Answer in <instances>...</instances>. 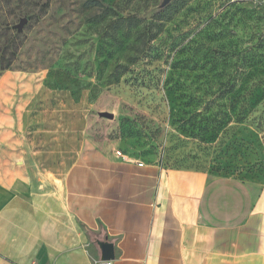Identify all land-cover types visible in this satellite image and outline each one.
Listing matches in <instances>:
<instances>
[{
  "label": "rangeland",
  "instance_id": "obj_1",
  "mask_svg": "<svg viewBox=\"0 0 264 264\" xmlns=\"http://www.w3.org/2000/svg\"><path fill=\"white\" fill-rule=\"evenodd\" d=\"M104 1L112 10L0 0V105L15 131L24 127L30 162L34 149L68 136L76 152L105 146L211 178L263 181L264 0ZM128 17L161 25L159 36L122 29Z\"/></svg>",
  "mask_w": 264,
  "mask_h": 264
},
{
  "label": "crops",
  "instance_id": "obj_2",
  "mask_svg": "<svg viewBox=\"0 0 264 264\" xmlns=\"http://www.w3.org/2000/svg\"><path fill=\"white\" fill-rule=\"evenodd\" d=\"M21 131L1 104L0 264H102L93 240L106 238L112 264H264V180L132 165L68 136L30 162Z\"/></svg>",
  "mask_w": 264,
  "mask_h": 264
},
{
  "label": "trees",
  "instance_id": "obj_3",
  "mask_svg": "<svg viewBox=\"0 0 264 264\" xmlns=\"http://www.w3.org/2000/svg\"><path fill=\"white\" fill-rule=\"evenodd\" d=\"M85 6L87 7H99L100 9H102L103 11H110L112 10V8L104 1V0H81ZM120 23L123 24L122 29H130V28H139L142 27L145 29L146 34L148 36V41H152L154 39H156L159 34H160V29H161V25L157 26L154 25L152 23H148L145 22L144 20L137 18V17H128V18H120L119 19ZM159 30H156L158 29ZM155 30V31H154ZM7 70L5 68H1L0 69V76L2 75V73ZM161 166H163L166 169H178V168H169L166 165L164 166L163 164H161ZM185 169V168H183ZM189 170V169H188ZM193 170H197V169H193ZM200 171V170H198ZM88 233L91 235V237H94V234L92 233V231L87 230Z\"/></svg>",
  "mask_w": 264,
  "mask_h": 264
},
{
  "label": "water",
  "instance_id": "obj_4",
  "mask_svg": "<svg viewBox=\"0 0 264 264\" xmlns=\"http://www.w3.org/2000/svg\"><path fill=\"white\" fill-rule=\"evenodd\" d=\"M173 0H164L161 8L168 6ZM27 22V19L21 20V23L18 25V29L21 30L24 27V24ZM101 116L113 119L114 116L109 113H102ZM97 246L101 251V258L103 261H113L115 259V246L114 243L109 242L108 238L105 241H97Z\"/></svg>",
  "mask_w": 264,
  "mask_h": 264
},
{
  "label": "built area",
  "instance_id": "obj_5",
  "mask_svg": "<svg viewBox=\"0 0 264 264\" xmlns=\"http://www.w3.org/2000/svg\"><path fill=\"white\" fill-rule=\"evenodd\" d=\"M116 155L123 161L129 164H136V160L131 159L129 156L123 154L122 152L118 151ZM102 264H112L111 261H104Z\"/></svg>",
  "mask_w": 264,
  "mask_h": 264
}]
</instances>
